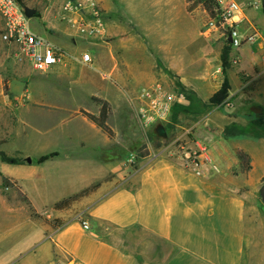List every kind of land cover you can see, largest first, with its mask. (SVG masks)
<instances>
[{"label": "crops", "instance_id": "0c3cea01", "mask_svg": "<svg viewBox=\"0 0 264 264\" xmlns=\"http://www.w3.org/2000/svg\"><path fill=\"white\" fill-rule=\"evenodd\" d=\"M96 1L109 13L106 0ZM238 1L245 5L250 0ZM120 3L125 9L123 21L117 20L114 14L105 20V37L112 38L108 46L96 40L75 44L73 52L69 53L73 58L47 73L68 81L72 88L57 98L59 112L55 134L62 139L64 155L58 152L59 157L53 160L79 165L97 160L101 165L80 170L73 182L75 192L63 198L99 184L87 200L90 204L85 218L67 223L47 242L66 258L67 264H264V204L256 196L259 197L264 185V137L223 135L227 126L245 127L253 120V108L264 111V60L251 59L247 65L240 66L241 59L230 50V67L225 73L230 90L224 104L236 115L221 116L220 134L216 137L198 136L195 141L186 142L188 147L206 150L204 154L212 160L216 172L203 165L201 175H197L179 159L163 154L155 158L148 156L138 169H129L123 159L125 156H114L109 151L107 145L111 138L82 114H69L71 104L79 108L72 91L78 88L88 92L90 100L95 97L106 101L112 112L117 111L121 117L125 110L124 99L135 87L153 78L152 52L160 57V62L167 64L168 71L183 81V67L186 69L185 63L191 62L190 55L194 52L189 46L196 35L199 37L193 14L200 7L188 13L185 0H121ZM258 15H244L245 19L239 24L247 20L251 29L249 35L259 25L264 27ZM131 25L147 38L148 44L130 32ZM192 26L196 34L190 31ZM257 41L264 49V43ZM147 46L152 47V52ZM245 46L246 43L241 49ZM90 51L94 52L93 56ZM82 53L90 55L98 71H84L86 66L79 62ZM73 62L81 66L80 74L74 73ZM101 62L110 67L109 72H100ZM231 70L234 85L229 82ZM101 74H109L110 80L102 79ZM213 80L215 84L210 92L200 89L199 82L191 84L192 92L201 103H208L220 89L223 81L220 82L217 75ZM247 80L244 88L243 82ZM229 99H233L231 106L226 103ZM94 105L96 109L89 114L98 113L99 106ZM111 117L112 114L108 126L114 133ZM77 149L82 152L80 155L69 153ZM237 151L248 156V171H241ZM97 157L107 159V165ZM43 164L11 166L2 163L0 172L19 181L34 205L33 191L40 184L35 180L41 176L39 166ZM110 177L113 178L110 180ZM83 223L88 225L87 230L82 227Z\"/></svg>", "mask_w": 264, "mask_h": 264}, {"label": "rangeland", "instance_id": "374dc122", "mask_svg": "<svg viewBox=\"0 0 264 264\" xmlns=\"http://www.w3.org/2000/svg\"><path fill=\"white\" fill-rule=\"evenodd\" d=\"M66 1L20 0V5L32 13L29 25L33 32L70 53L74 50L73 46L78 43L84 44L86 41L76 36L70 24L63 19L61 7ZM79 1L74 0L75 3ZM106 1L109 4L107 6L109 13L103 11L101 3L96 1L103 12L104 22L108 20L110 14H114L117 20L123 21L125 9H123L124 5L120 3L121 0ZM234 1L240 3L238 0ZM257 1L260 2L257 4ZM262 3L264 0H250L245 5L242 3L239 5L243 7L246 17L257 13L259 15L256 17H260L259 21L264 22V4ZM257 7H259L258 10ZM193 18L199 28V37L196 35L195 40L189 46L196 54L193 52L190 55L191 62L187 60L186 69L183 67V81L172 71H168L167 64L160 62V57L152 52V47L147 46L148 50L152 52L150 55L152 71L149 69L153 73L151 82L159 83L174 95L168 123L147 128L142 127L138 124L134 110L130 106L129 99L135 97L138 91L150 85L151 82L135 87L128 98L124 99L125 113L122 112L121 117H118L117 111L113 113L110 107V114H112L110 123L114 133L110 145L107 146L114 156L117 154L125 156L123 159L126 160V166L129 169L136 170L147 159L146 157L155 158L160 154L178 159L185 153H189L191 157L196 158L199 150L188 147L186 142L195 141L198 136L216 137L220 134L218 128L222 123L221 116L223 114L230 117L232 114V116L236 115H234V111H229L224 103L220 107L206 106L207 103L204 106V103H201L194 93L197 100L192 106L194 112L178 113L176 120H173L175 107L189 106L193 90L191 84L199 82L200 89L210 92L215 84L214 76L217 75L220 82L224 79L220 54L226 44L225 38L217 33L207 37L202 34L207 18L200 8L195 10ZM245 24L239 25L238 28L243 35L249 36L251 29L247 25V20ZM132 27L133 30L130 32L135 34L138 40L148 44L147 38L141 32L136 31L134 26ZM191 30H194L193 34H196L194 26L190 27ZM1 31L2 19L0 17V34ZM253 32L259 33L257 40L264 43V27L259 25ZM169 33L170 31H168ZM111 40L112 38L105 37L103 41H97L101 42L103 46H108ZM257 40L246 43L242 49L241 47L233 49L237 53L238 59H241L240 66L247 65V61H251V59L258 62L264 60V49L259 47ZM90 54L93 56L94 52L90 51ZM235 61L238 62L237 59ZM73 66L74 73L80 74L81 66L77 63H74ZM219 68L221 71L216 74L215 71ZM95 69L97 67L94 61L92 67H84L86 73L95 72ZM99 70L100 72H109L110 67L101 62ZM96 75L99 77L98 73ZM228 77L230 84L234 85L233 70L229 72ZM69 89L72 88L68 81L33 71L28 61L19 58L16 47L4 43L0 38V152L9 157L21 159L25 166L34 165L31 161L33 158L49 152L55 151L63 154L62 139L55 134L59 112L57 98H61V95ZM72 95L77 99L79 108L70 102L72 105V109L69 111L70 115H81V111L91 113L93 109H96L88 92L74 88ZM232 101L233 99H229L226 103L231 106ZM253 109L255 111L254 119L264 118V111ZM244 115L247 116V113ZM158 128H161L163 133ZM108 147L106 148L108 149ZM69 153L80 155L82 152L77 149ZM97 158L104 162H101L103 165H107V159ZM96 161H87L86 164L79 165L72 161L53 160L39 166L41 176L35 181L40 184L33 191L35 193L32 198L34 205L29 201L19 181L8 178L0 172V264H67L66 258L57 253L54 246L47 241L51 242L54 232L67 223L85 218L90 204L87 200H90L91 193L62 209H55V203H50L74 193L76 188L73 182L77 174L83 168L86 170L94 164L101 166ZM180 161L184 163L182 160ZM0 164H2L1 160ZM203 165L217 171V168L215 170L209 164H201L198 170L202 171ZM189 168L193 169V166ZM112 178L110 177V180ZM256 196L260 200L257 194ZM13 251H15L14 254Z\"/></svg>", "mask_w": 264, "mask_h": 264}, {"label": "built area", "instance_id": "2783aa9c", "mask_svg": "<svg viewBox=\"0 0 264 264\" xmlns=\"http://www.w3.org/2000/svg\"><path fill=\"white\" fill-rule=\"evenodd\" d=\"M219 13L215 19L207 20L203 26V35L210 36L213 33L220 34L231 46L238 49L245 43H252L259 39V33L254 32L249 36L239 31V24L245 19L244 9L234 0H218ZM63 19L70 24L76 36L87 41L105 39V22L103 12L95 0H67L61 7ZM0 17L2 19L1 40L16 47L19 58L28 61L33 71L47 74L55 67L65 63L67 59L73 58L71 54L59 48L47 38L32 31L29 25V17L18 0H0ZM229 41V42H228ZM79 62L86 67H92L93 61L88 53H82ZM219 68L216 73H220ZM102 79L110 80L109 74H101ZM248 80L243 82L246 88ZM174 95L165 90L159 83H153L143 87L135 97L129 99L130 106L138 124L142 127H152L168 123L171 114ZM203 148L199 150L196 158L185 153L178 157L185 165L193 166L195 174L201 175L198 167L201 164H209L216 170L212 160L204 153ZM87 230L88 225L82 224Z\"/></svg>", "mask_w": 264, "mask_h": 264}, {"label": "trees", "instance_id": "16d2710c", "mask_svg": "<svg viewBox=\"0 0 264 264\" xmlns=\"http://www.w3.org/2000/svg\"><path fill=\"white\" fill-rule=\"evenodd\" d=\"M71 1H74V0H71ZM18 2L20 3V0H18ZM185 2L187 4L186 10L188 13H192L197 7H200V9L204 12L207 20L215 19L218 16V13H219L218 0H185ZM230 50H231V46L226 42L220 54V62H221L224 79L220 86V89L210 97L206 106L212 105L215 107H220L228 97L230 86L228 84L227 79L225 78V73L230 67V60H229ZM191 96L192 98H190V104L188 107L177 106L173 109L174 110V116H173L174 121L176 120L178 113L194 112L192 110V106L197 100L193 92ZM91 100L93 103L99 106L98 113L96 115H92V114L81 111V114L91 123H93L97 128L101 129V131H103V133H105L109 138H112L113 132L108 126V119L110 116L109 104L106 101L95 98V97H92ZM203 105L205 106V103ZM239 134L240 135L246 134L249 136H253L255 138L264 137V118L253 119L245 127L231 124L227 126L223 132V135L225 137L238 136ZM236 156H237V159L239 160L241 171H248L250 169L248 156L242 151H237ZM58 157H59L58 152H51L48 154L41 155L37 158H33L31 161H32V164L34 165H41L47 161L56 159ZM0 160L2 163L6 165H14V166L23 165V161L21 159L9 157L5 155L3 152H0ZM98 186L99 184L94 185L90 188L82 190L81 192L75 195H72L66 199H63L62 201L57 202L54 205V208L62 209L66 206H69L73 202H76L82 197L92 193Z\"/></svg>", "mask_w": 264, "mask_h": 264}, {"label": "water", "instance_id": "95a60500", "mask_svg": "<svg viewBox=\"0 0 264 264\" xmlns=\"http://www.w3.org/2000/svg\"><path fill=\"white\" fill-rule=\"evenodd\" d=\"M27 16L30 18L32 13L30 11H26ZM229 42V41H228ZM158 130L163 133V130L161 128H158ZM259 198L262 204H264V185L261 186L259 190Z\"/></svg>", "mask_w": 264, "mask_h": 264}]
</instances>
